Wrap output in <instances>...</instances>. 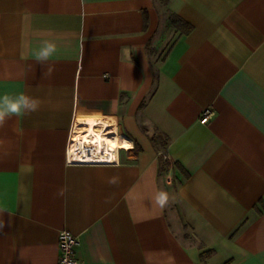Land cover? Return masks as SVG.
<instances>
[{"label":"crops","instance_id":"1","mask_svg":"<svg viewBox=\"0 0 264 264\" xmlns=\"http://www.w3.org/2000/svg\"><path fill=\"white\" fill-rule=\"evenodd\" d=\"M22 92L0 264H52L62 230L77 264H264V0H0V96ZM72 127L117 163L67 164Z\"/></svg>","mask_w":264,"mask_h":264},{"label":"built area","instance_id":"2","mask_svg":"<svg viewBox=\"0 0 264 264\" xmlns=\"http://www.w3.org/2000/svg\"><path fill=\"white\" fill-rule=\"evenodd\" d=\"M214 112L206 108L201 113L200 122L206 124L213 116ZM111 130V129H110ZM94 141L76 140L73 135V127L69 134L66 146V163L67 164H88V165H109L117 163L116 154L113 157L103 147L101 149L94 146ZM81 244L78 235L68 230H62L59 233L58 248L59 255L52 264H77L75 256L76 248Z\"/></svg>","mask_w":264,"mask_h":264},{"label":"clouds","instance_id":"3","mask_svg":"<svg viewBox=\"0 0 264 264\" xmlns=\"http://www.w3.org/2000/svg\"><path fill=\"white\" fill-rule=\"evenodd\" d=\"M56 46L50 41H44L37 54V60L40 62L47 61L55 52ZM40 100L38 98L22 92L16 96H0V128L4 127L8 120L14 116L31 115L39 110ZM168 194L160 192L157 194L156 202L160 207L168 203Z\"/></svg>","mask_w":264,"mask_h":264},{"label":"bare ground","instance_id":"4","mask_svg":"<svg viewBox=\"0 0 264 264\" xmlns=\"http://www.w3.org/2000/svg\"><path fill=\"white\" fill-rule=\"evenodd\" d=\"M76 140L78 139H82V140H89L90 142H95L94 146L101 149L102 147L110 154L107 155L108 157H113L112 155V151L115 149L116 145L115 142L112 141V138H97V137H93V138H75ZM127 144H131L130 141H127Z\"/></svg>","mask_w":264,"mask_h":264},{"label":"trees","instance_id":"5","mask_svg":"<svg viewBox=\"0 0 264 264\" xmlns=\"http://www.w3.org/2000/svg\"><path fill=\"white\" fill-rule=\"evenodd\" d=\"M171 23L177 27L179 30L183 31V32H187L190 27L185 24V22H183L180 18H178L177 16H173V18L171 19ZM165 55V54H164ZM164 57V56H163ZM153 143L156 142V139H152Z\"/></svg>","mask_w":264,"mask_h":264},{"label":"rangeland","instance_id":"6","mask_svg":"<svg viewBox=\"0 0 264 264\" xmlns=\"http://www.w3.org/2000/svg\"><path fill=\"white\" fill-rule=\"evenodd\" d=\"M162 56H163V53L160 54V57H162Z\"/></svg>","mask_w":264,"mask_h":264}]
</instances>
